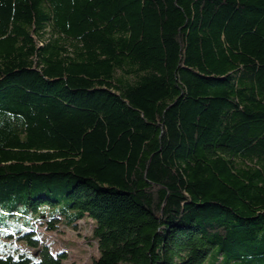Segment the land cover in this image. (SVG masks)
I'll use <instances>...</instances> for the list:
<instances>
[{
    "label": "trees",
    "instance_id": "trees-1",
    "mask_svg": "<svg viewBox=\"0 0 264 264\" xmlns=\"http://www.w3.org/2000/svg\"><path fill=\"white\" fill-rule=\"evenodd\" d=\"M84 218L90 264H264V0H0V264Z\"/></svg>",
    "mask_w": 264,
    "mask_h": 264
},
{
    "label": "rangeland",
    "instance_id": "rangeland-1",
    "mask_svg": "<svg viewBox=\"0 0 264 264\" xmlns=\"http://www.w3.org/2000/svg\"><path fill=\"white\" fill-rule=\"evenodd\" d=\"M94 227L92 219L84 218L78 221L77 227L61 225L55 231L43 228L40 236L51 245L54 253L68 252L64 264H90L100 255L98 242L93 236Z\"/></svg>",
    "mask_w": 264,
    "mask_h": 264
}]
</instances>
